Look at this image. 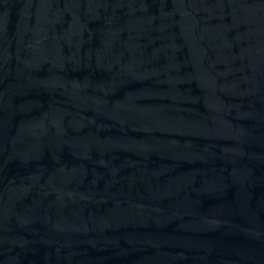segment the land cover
Returning a JSON list of instances; mask_svg holds the SVG:
<instances>
[{
  "label": "water",
  "instance_id": "1",
  "mask_svg": "<svg viewBox=\"0 0 264 264\" xmlns=\"http://www.w3.org/2000/svg\"><path fill=\"white\" fill-rule=\"evenodd\" d=\"M0 264H264V0H0Z\"/></svg>",
  "mask_w": 264,
  "mask_h": 264
}]
</instances>
